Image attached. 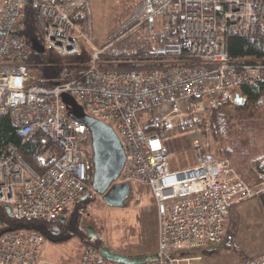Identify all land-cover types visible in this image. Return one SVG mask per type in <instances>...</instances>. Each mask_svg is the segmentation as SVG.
I'll list each match as a JSON object with an SVG mask.
<instances>
[{"label": "built area", "instance_id": "2783aa9c", "mask_svg": "<svg viewBox=\"0 0 264 264\" xmlns=\"http://www.w3.org/2000/svg\"><path fill=\"white\" fill-rule=\"evenodd\" d=\"M27 2L0 1V116L9 117L23 142L42 133L60 152L55 157L40 151L45 162L52 161L42 173L14 146L1 153L0 204L9 205L15 219L51 220L91 190L90 134L67 115L61 98L66 93L117 133L125 162L115 183L147 185L154 195L158 258L139 264H201L204 248L224 242L234 207L264 190V180L246 184L228 159L203 149L211 116L232 105L234 89L264 84V58L232 56L226 49L230 36L264 38V0H140L100 46L92 37L89 0H32L42 53L66 57L89 50L85 62L63 61L52 87L36 83L28 71L36 52L17 33ZM78 11L86 16L85 29L73 20ZM132 35L142 42L137 58L110 64L155 66L103 67V55L118 53L116 47ZM201 115L205 126L190 132L195 164L171 169L170 132L186 117ZM46 242L33 229L6 231L0 264H55L42 255ZM76 264L125 263L83 246ZM240 264H264V253Z\"/></svg>", "mask_w": 264, "mask_h": 264}, {"label": "trees", "instance_id": "16d2710c", "mask_svg": "<svg viewBox=\"0 0 264 264\" xmlns=\"http://www.w3.org/2000/svg\"><path fill=\"white\" fill-rule=\"evenodd\" d=\"M127 15V14H126ZM129 15V13H128ZM127 15V17H128ZM73 20L83 29L86 28V16L82 11H78L73 16ZM36 7L32 0H28L24 9V18L17 30L18 35L31 45V40L37 37ZM142 44L141 39L135 36V43L128 46V49L134 47V50L118 51L116 54H104L103 59L105 68L130 69L140 66H155L151 64H132L120 61L110 64L112 59L137 58L135 49ZM102 45V44H100ZM226 49L232 56H254L264 58V38L261 37H240L230 36L226 40ZM138 55V54H137ZM89 57V50L84 47L81 53L62 57L50 51L45 53H33L32 64L28 71L34 75V81L45 87H52L57 81H60V73L63 61L85 62ZM77 70L83 68V65L77 66ZM242 100L235 102L229 107L217 110L210 118V129L208 140L203 138L204 151H209L216 157L226 158L230 161L231 166L237 174L248 185L256 184L264 180V152L259 150L258 133L263 132L264 124L262 115L264 114V84L254 86H239L234 89ZM153 112L150 111V114ZM205 115L188 116L183 121L174 125L170 136L190 135L193 129L205 126ZM233 119L236 121L233 122ZM210 141H213L214 147L211 148ZM10 146L17 148L19 154L27 161L36 171L42 173L52 164V161L45 162L40 151H48L53 156L59 155V148L42 133H37L30 141L23 142L16 134L15 127L8 116H0V154L6 152ZM204 146V145H203ZM171 152L183 154V150L194 152V159L190 157L179 159L178 164H183L181 168L189 167L195 164L194 144L190 141L185 148ZM88 160L86 162L87 183L90 185L92 175L91 149L87 148ZM171 168V163L169 162ZM179 168V169H181ZM172 169V168H171ZM132 194L128 196L131 197ZM257 198L260 202L261 209L264 212V190L261 191ZM95 199V194L90 191V195L75 203L71 208H67L62 215L51 220L37 219H15L8 217L4 206L0 204V221L2 229L0 235L6 231L14 229H33L41 233L46 241L53 243L66 242L71 238H76L81 247L87 246L100 250L104 247L103 241L96 238L86 230L85 223L89 215L88 207ZM225 248L228 251L236 250L234 242V228L227 232L225 240L218 246L204 248L203 255L209 256Z\"/></svg>", "mask_w": 264, "mask_h": 264}, {"label": "rangeland", "instance_id": "374dc122", "mask_svg": "<svg viewBox=\"0 0 264 264\" xmlns=\"http://www.w3.org/2000/svg\"><path fill=\"white\" fill-rule=\"evenodd\" d=\"M138 1L140 0H89L90 22L94 43L100 46V44L107 41L108 36L117 31L127 19L128 13ZM134 43L135 36H128L116 47V50H134V47L128 49V46H132ZM226 108L228 110L233 109V107ZM262 118L264 124V114ZM235 121L233 119V122ZM258 138L259 141L256 143L259 150L264 152V128L262 133H258ZM191 139L193 140V138ZM189 141L190 135L188 134L180 137L171 136L167 140V146L170 151L171 146H173V150L179 149V147L186 148ZM210 145L211 148L214 147L213 141H210ZM171 153L170 163L172 169H179L184 166L183 164H178L181 158L190 157L194 159V152L186 149L183 150L182 155L175 151ZM130 194H132L131 197L127 198L123 206L107 205L101 196L95 194L94 201L88 207L89 215L84 227L96 238L102 240L104 246L109 247L114 252L124 254L125 252H140L143 250L146 254L153 253L156 250L158 237V219L154 195L149 186L139 184L131 186ZM72 206L68 207V209ZM249 209L252 210L253 208L250 207ZM253 211L255 212L254 209ZM253 247L252 251L254 249L261 251L256 250L257 252H252L250 256L264 253V245L254 244ZM81 250L82 247L76 238L60 243L47 241L42 255L55 264H76ZM227 251V249L222 248L218 252L213 253L212 255L214 256L212 259H208L207 264H236V259L229 256L226 257ZM230 252L244 257L238 246L236 250ZM228 259L231 260L226 261ZM203 260L202 254L201 264H203Z\"/></svg>", "mask_w": 264, "mask_h": 264}, {"label": "water", "instance_id": "95a60500", "mask_svg": "<svg viewBox=\"0 0 264 264\" xmlns=\"http://www.w3.org/2000/svg\"><path fill=\"white\" fill-rule=\"evenodd\" d=\"M0 34H4V31L0 30ZM31 47L37 53L44 51L35 38L31 40ZM61 98L67 109V115L84 123L90 134L91 191L101 196L107 205L123 206L131 193V185L115 183L125 162V152L117 133L110 124L86 114L83 107L71 95L65 93L62 94ZM241 100L242 98L236 94L234 101L241 102ZM89 195L90 191H87L81 199ZM4 210L8 217H12L9 205H5ZM100 254L109 260L125 264L145 263L155 261L158 258L157 253L138 256L120 254L107 246L100 249Z\"/></svg>", "mask_w": 264, "mask_h": 264}, {"label": "crops", "instance_id": "0c3cea01", "mask_svg": "<svg viewBox=\"0 0 264 264\" xmlns=\"http://www.w3.org/2000/svg\"><path fill=\"white\" fill-rule=\"evenodd\" d=\"M250 207H252L255 210V212L253 211V209L252 210L249 209ZM232 214H233L232 228H234V242L236 246H238V248H240V250L243 252L244 257L237 256L235 253L230 251H227L226 257L227 256L233 257V259H236V264H240L245 257L252 255V252H257L256 250L258 249H254V251H252V249L254 248L253 247L254 244H259L261 246L264 245V212L261 209L258 198L255 197L236 205L232 211ZM252 214L254 215L250 216ZM154 252L155 251H153V253ZM124 254L130 256H138V255H145L146 252L142 250L140 252H130V253L125 252ZM213 256L214 255H209L207 257L203 255L204 257L203 264H207L208 261L212 259ZM230 260L231 259H228L226 261H230Z\"/></svg>", "mask_w": 264, "mask_h": 264}]
</instances>
